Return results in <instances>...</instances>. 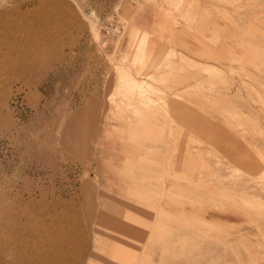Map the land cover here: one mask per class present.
Returning <instances> with one entry per match:
<instances>
[{"label": "rangeland", "instance_id": "rangeland-1", "mask_svg": "<svg viewBox=\"0 0 264 264\" xmlns=\"http://www.w3.org/2000/svg\"><path fill=\"white\" fill-rule=\"evenodd\" d=\"M138 1L0 0V264H99L115 212L105 163L187 206L158 219L172 264L264 259V0H206L214 11L195 16V1L164 0L209 51L193 57L131 27ZM174 100L202 122L177 123ZM226 207L250 219L227 232L196 216ZM114 254L142 262L112 243Z\"/></svg>", "mask_w": 264, "mask_h": 264}, {"label": "crops", "instance_id": "crops-1", "mask_svg": "<svg viewBox=\"0 0 264 264\" xmlns=\"http://www.w3.org/2000/svg\"><path fill=\"white\" fill-rule=\"evenodd\" d=\"M192 1V0H191ZM198 3V7L194 10H189L188 15H194L201 13L202 11L213 12L214 11V3L207 2L206 0H193ZM169 7L164 0H139L135 5V8L132 12V25L134 29L135 26L141 29L146 35H154L155 37H170L174 39V41L179 45L177 47L178 50L183 51L184 53H189L190 57H193V51L209 54V51H206L201 41H198L193 37L194 35L190 34V32L183 33V29L188 27L184 24H174L173 19L167 16V10ZM195 13V14H194ZM192 17V16H190ZM211 24L208 25L210 27H215L218 24V19L214 18L213 15L210 17ZM203 22V21H202ZM197 21L195 24H191L190 26H204L203 23ZM208 22V20H207ZM178 29V32L177 30ZM147 30V31H146ZM175 35V36H174ZM206 49H208L206 47ZM183 53V54H184ZM185 55V54H184ZM203 64V62H201ZM211 62H207L206 65L209 66ZM186 104L183 101L172 102L170 106L173 109H178V111H174L173 118L179 124H187L189 123H197L202 122L201 117H187L186 114ZM178 112V114H177ZM218 124L219 121H216ZM218 130V129H217ZM219 133V130L217 131ZM185 146L181 147V149L185 150ZM183 154V152H182ZM102 166L104 169V174L106 177V183L108 186L114 189V196H107L106 199L109 201L108 205H114L115 212L112 214L106 213L104 217L106 225V229L100 232V244H99V254L100 260L99 264H128L126 263V259L122 260L113 259L108 255V251L112 243L117 244L118 247L123 249L125 254H129L132 256H139L142 259L141 264H172L171 261V238H170V230L165 229V227H161V221H159V217L162 215L171 217L178 216L179 219H185L188 209L187 206H168L166 204L169 203L166 198L159 199L157 197H151L149 195L144 194L145 187L141 182H135L134 184H127L126 181H120L116 172L118 168L117 164L114 163H105ZM103 170V169H102ZM168 171L173 172H184L183 166L179 163H174L171 169ZM186 172V171H185ZM128 188L134 189L129 191L134 193L135 195H127ZM138 191L137 194L135 191ZM110 205V206H111ZM152 206H156V210L152 208ZM184 214H186L184 216ZM138 217L139 221L147 222L148 224H152L156 226L146 227L144 225L138 224L136 222L130 221L127 216ZM197 218L208 220L214 227L221 226L222 231H230V227L244 222L248 219L244 213L235 211L231 208H221V209H212L205 210V215L202 212L196 213ZM165 218H163L164 220ZM217 225V226H215ZM201 230H205L202 228ZM251 230V229H250ZM180 233H176L177 235H181L182 230L178 229ZM206 231V230H205ZM219 230L211 228L206 234L209 236H217L219 235ZM104 236V237H103ZM103 238V239H102ZM104 250V252H103ZM132 262H138V259H133ZM258 264H264V259H260Z\"/></svg>", "mask_w": 264, "mask_h": 264}, {"label": "bare ground", "instance_id": "bare-ground-1", "mask_svg": "<svg viewBox=\"0 0 264 264\" xmlns=\"http://www.w3.org/2000/svg\"><path fill=\"white\" fill-rule=\"evenodd\" d=\"M242 34V33H241ZM249 84V83H248ZM222 86V85H221ZM115 253V252H114ZM115 255V254H114ZM120 258V257H119ZM113 259H118L117 257H116V255H115V257H113ZM120 260V259H119ZM177 264V263H176Z\"/></svg>", "mask_w": 264, "mask_h": 264}]
</instances>
